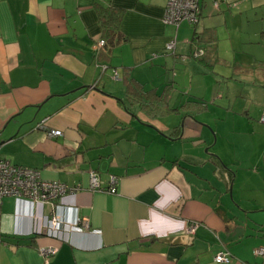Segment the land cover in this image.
I'll return each instance as SVG.
<instances>
[{"label":"crops","instance_id":"0c3cea01","mask_svg":"<svg viewBox=\"0 0 264 264\" xmlns=\"http://www.w3.org/2000/svg\"><path fill=\"white\" fill-rule=\"evenodd\" d=\"M166 1L0 0V158L79 187L53 203L4 197L0 264H264L253 253L264 247V129L250 106H264V0H200L198 23L178 27L162 21ZM113 8L120 38L100 46ZM215 62H232L261 100L242 87L248 107L213 106ZM130 78L158 96L152 106L126 100ZM231 114L239 152L222 153ZM90 171L102 187L116 176L115 192L90 191ZM53 214L87 226L45 234ZM42 246L57 247L47 263ZM222 250L227 263L213 259Z\"/></svg>","mask_w":264,"mask_h":264},{"label":"built area","instance_id":"2783aa9c","mask_svg":"<svg viewBox=\"0 0 264 264\" xmlns=\"http://www.w3.org/2000/svg\"><path fill=\"white\" fill-rule=\"evenodd\" d=\"M200 0H167L162 21L164 24L178 27L181 23L196 25L200 16ZM104 40L99 41V45L104 44ZM166 49L174 51L175 40H171L166 45ZM203 49L196 48L191 54L192 58H198L203 55ZM118 73L114 71V78L117 79ZM264 121V115H262ZM49 136L61 135L60 130L51 129ZM89 190L101 189L111 193L115 192L116 176H111L108 185L102 187L99 177L94 171L88 172ZM79 190V187H70L59 181H46L41 178L39 170L18 164H13L5 158H0V201L4 197L12 196L17 199H26L35 203H53L64 194ZM87 226V222L82 218H77L73 224L64 227L62 217L59 214H53L46 224L45 234L59 236L57 230H74ZM57 252L55 246H42L38 248L39 255L47 263L48 259ZM255 255L264 258V247H256L253 250ZM214 261L217 263H227L230 261V254L227 251H219L214 255Z\"/></svg>","mask_w":264,"mask_h":264},{"label":"rangeland","instance_id":"374dc122","mask_svg":"<svg viewBox=\"0 0 264 264\" xmlns=\"http://www.w3.org/2000/svg\"><path fill=\"white\" fill-rule=\"evenodd\" d=\"M193 27H190V29L192 30ZM245 45L242 44V47H244ZM235 51V49L233 50ZM236 51H240V50H236ZM232 62H230L229 64L227 63H218L215 62L211 67H210V71L213 77L218 76L219 80H215L214 79L211 81V85H212V90H210V96L213 95L215 97V95H218V93L222 94L223 98L219 99V102H217L215 105L213 106H218V107H223L226 110H232L236 109V110H240L242 108H246L249 105L245 104L244 102H242V98H243V94H241V89L242 87H245V91L246 89L249 87L250 84L247 83H243V76H237L236 74H234L233 71V67H232ZM247 65V64H246ZM247 67V66H244ZM211 76V75H210ZM211 76V78H212ZM209 84V85H210ZM248 90L252 91V97L251 99H257V100H261L262 98V92L256 89L248 88ZM251 102V101H250ZM207 103H212L213 102H207ZM229 106V107H226ZM251 106V115H252V123L255 126V128L257 129V131L259 133L262 132V129H264V121H262V115H264V106L261 105V107H259L258 105H255V103L251 102L250 103ZM261 109V111L259 112L258 110ZM235 111V110H234ZM238 117V115H235ZM222 119V115L220 117ZM244 124H246V121L243 120H237L236 122V128L240 129V130H244V128H241V126ZM226 129H225V133H224V137H226L225 139H223V142L220 143V141L217 143V145H215V148L222 153H227L229 152H239V148L235 149L233 148V146H231L232 142L230 141L232 139V127H233V122H232V114L231 117L229 119H227L226 123ZM262 125V126H261ZM237 133H235L236 135ZM244 134V133H243ZM258 139L256 142L254 140V146L256 147V151L260 157V161L261 164H259L262 168H264V150H260V148H257V145H260V143L264 142V136H258ZM233 140V139H232ZM264 144V143H262ZM264 148V146L261 147V149ZM234 149V150H233ZM259 173H261L262 171H260L258 169ZM262 177L264 176H259V185H260V189H259V194H264V180H262Z\"/></svg>","mask_w":264,"mask_h":264},{"label":"trees","instance_id":"16d2710c","mask_svg":"<svg viewBox=\"0 0 264 264\" xmlns=\"http://www.w3.org/2000/svg\"><path fill=\"white\" fill-rule=\"evenodd\" d=\"M113 9L112 10L103 9L102 10L103 12H101V14L103 15H100L102 20L103 33H104V38H102V40H104L105 44H107L109 41L112 42L113 40L118 41L120 38L119 32L115 31L114 28L117 27L116 24L117 21L120 20L122 11L120 9H115V10ZM195 35L196 34H194L193 36L195 37ZM191 43H193V39L191 40ZM193 50L194 47L191 48L190 54ZM195 59L201 61L202 56ZM125 96L128 102L139 103L140 107L142 108L152 106L151 104L153 100L158 97L152 94L151 91H145L142 88L141 84L132 78L126 79L125 81Z\"/></svg>","mask_w":264,"mask_h":264},{"label":"water","instance_id":"95a60500","mask_svg":"<svg viewBox=\"0 0 264 264\" xmlns=\"http://www.w3.org/2000/svg\"><path fill=\"white\" fill-rule=\"evenodd\" d=\"M106 67H102V70H104Z\"/></svg>","mask_w":264,"mask_h":264}]
</instances>
